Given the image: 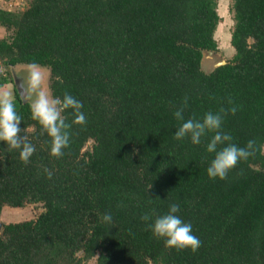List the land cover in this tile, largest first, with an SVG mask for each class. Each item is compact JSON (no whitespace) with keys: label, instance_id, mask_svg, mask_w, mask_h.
<instances>
[{"label":"trees","instance_id":"trees-1","mask_svg":"<svg viewBox=\"0 0 264 264\" xmlns=\"http://www.w3.org/2000/svg\"><path fill=\"white\" fill-rule=\"evenodd\" d=\"M218 10V0H30L22 11L0 8L7 32L0 88L16 83L13 67L47 68L52 96L71 94L86 117L74 124L72 109L64 111L70 145L53 157L51 137L17 87L20 135L35 152L25 164L19 149L0 141V217L5 207L43 210L2 224L0 264H264V0H233L235 53L207 71L206 55L220 51ZM232 107L222 124L232 140L217 150L254 140V155L212 180L214 133L198 145L174 134L190 118ZM172 203L201 241L196 252L166 247L149 227Z\"/></svg>","mask_w":264,"mask_h":264},{"label":"clouds","instance_id":"clouds-1","mask_svg":"<svg viewBox=\"0 0 264 264\" xmlns=\"http://www.w3.org/2000/svg\"><path fill=\"white\" fill-rule=\"evenodd\" d=\"M41 78L38 74L32 76V88L36 99L31 104L32 119L38 121L43 130L51 137L50 154L53 157L63 156V150L70 145V136L67 129L71 124L65 122L63 113L67 109H72L75 119L72 123L84 125L86 117L81 111L83 104L74 96L65 93L63 98L52 97L40 89ZM188 98L185 97L181 106L174 112L177 120H184V108L187 107ZM231 104L232 101L229 100ZM236 107L231 109L221 108L218 113L208 112L202 121L190 118L182 123L176 130L174 136L177 140L190 137L194 145L201 143V138L207 133L212 132L210 142L207 144V152L215 153L210 165L207 168V175L210 179L219 178L224 180L228 172L235 168L241 160H247L249 156L254 155L256 141L250 140L246 147L241 148L236 144L228 143L227 146L218 149V145H224L225 142L232 140L231 135L222 131L224 117L231 112L235 114ZM22 117L17 113L10 93L0 94V141L6 142L10 149H19V156L23 163L28 164L31 156L35 152V146L27 142V137L20 135ZM47 172L48 170L45 169ZM51 178V173H48ZM180 207L176 203L169 205L167 214L158 216L154 223L149 225L154 237L164 239L168 248H174L177 251L190 249L196 252L200 246V239L193 234L192 225L185 223L177 215ZM141 219L147 221L149 215H144ZM105 222H111L110 213L103 215Z\"/></svg>","mask_w":264,"mask_h":264},{"label":"rangeland","instance_id":"rangeland-1","mask_svg":"<svg viewBox=\"0 0 264 264\" xmlns=\"http://www.w3.org/2000/svg\"><path fill=\"white\" fill-rule=\"evenodd\" d=\"M29 1L30 0H10L9 3L7 4V7L9 8L11 4L13 9H16L17 11H22L25 9ZM232 3L233 0H218V9H219L218 11L222 17V21L219 24L218 29L215 33V38L219 43L220 51L215 56H212L211 54L206 55L204 60V66L207 71L214 68L219 61L230 59L235 53V49L231 46V44L228 41L231 30L233 29V25H234L232 19L233 14L231 12ZM0 33L3 36L7 35V32H5V30H2ZM11 71H12V77L15 80H17V83L21 85L22 95L25 98L29 99V101H31L32 103L36 99V96L34 95L32 88V76L34 74H38L39 77L41 78L40 89L43 90L45 93L49 94L50 96H52L50 90L51 73L49 69L43 67H31V66L20 65L17 67H13ZM5 73H7L6 67L0 64V74L4 75ZM17 83H12V84L9 83L4 85L3 87L0 88V94L10 93V98L13 99L18 87ZM93 143L94 142L91 141L88 147H91ZM42 210L43 208L41 204H29L24 208L5 207L1 214L0 222L2 224L5 223L8 224L11 222H20L27 219L28 220L34 219ZM1 229H0V233H1ZM88 264H97V258H94Z\"/></svg>","mask_w":264,"mask_h":264},{"label":"crops","instance_id":"crops-1","mask_svg":"<svg viewBox=\"0 0 264 264\" xmlns=\"http://www.w3.org/2000/svg\"><path fill=\"white\" fill-rule=\"evenodd\" d=\"M10 0H0V8L7 9V10H12L13 7L10 4V7H7V4L9 3Z\"/></svg>","mask_w":264,"mask_h":264},{"label":"water","instance_id":"water-1","mask_svg":"<svg viewBox=\"0 0 264 264\" xmlns=\"http://www.w3.org/2000/svg\"><path fill=\"white\" fill-rule=\"evenodd\" d=\"M226 62H227V60L219 61V62L216 64V66L221 65V64H225ZM16 83H17V80H16ZM18 87H19V86H18ZM1 227H2V223L0 222V229H1Z\"/></svg>","mask_w":264,"mask_h":264},{"label":"flooded vegetation","instance_id":"flooded-vegetation-1","mask_svg":"<svg viewBox=\"0 0 264 264\" xmlns=\"http://www.w3.org/2000/svg\"><path fill=\"white\" fill-rule=\"evenodd\" d=\"M17 86H19V89H20V91H21V89H22V88H21V85H20L19 83H17Z\"/></svg>","mask_w":264,"mask_h":264}]
</instances>
